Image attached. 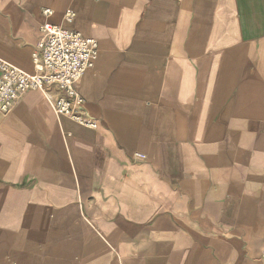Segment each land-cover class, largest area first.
Returning <instances> with one entry per match:
<instances>
[{
    "label": "crops",
    "instance_id": "1",
    "mask_svg": "<svg viewBox=\"0 0 264 264\" xmlns=\"http://www.w3.org/2000/svg\"><path fill=\"white\" fill-rule=\"evenodd\" d=\"M45 23L98 44L95 128L0 112V264H264V0H0V59Z\"/></svg>",
    "mask_w": 264,
    "mask_h": 264
},
{
    "label": "built area",
    "instance_id": "2",
    "mask_svg": "<svg viewBox=\"0 0 264 264\" xmlns=\"http://www.w3.org/2000/svg\"><path fill=\"white\" fill-rule=\"evenodd\" d=\"M43 13L45 16L52 14L49 9ZM75 17L71 10L63 15L67 25H71ZM41 34L33 54L35 73L28 74L0 59V112L9 113L23 94L41 91L58 116L86 128H95L82 112L83 101L77 95V84L93 67L98 55L97 42L50 23L42 25ZM53 90L58 96H52Z\"/></svg>",
    "mask_w": 264,
    "mask_h": 264
}]
</instances>
